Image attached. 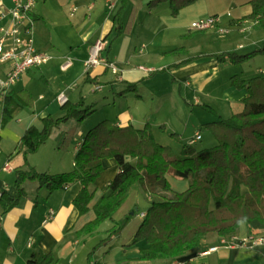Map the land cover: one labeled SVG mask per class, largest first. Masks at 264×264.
<instances>
[{
  "label": "crops",
  "instance_id": "crops-1",
  "mask_svg": "<svg viewBox=\"0 0 264 264\" xmlns=\"http://www.w3.org/2000/svg\"><path fill=\"white\" fill-rule=\"evenodd\" d=\"M116 1L120 2V0ZM234 1L237 5L240 4V12L238 15L229 17L226 22L223 20V26L238 27L240 26L239 24L249 20L246 19V16L251 13L252 7L249 4L251 0ZM131 2H133L132 9L136 2ZM109 4V0H35L31 16L34 19L36 46L38 49L53 55V59L43 66L31 68L25 72L17 84L8 90V92L27 90L32 95L33 103L29 106L31 108L25 107L6 125H2L0 96V190L10 196H15L17 193L15 186L16 170L25 166L26 162V147L22 143L24 132L32 125L40 127V124L43 123L42 118L47 115L61 117L65 114L63 104L57 99L60 93L66 92L71 102H78L82 99V91L74 97L71 83L67 84L64 89H56L52 86L51 83L55 79L54 72L55 69L67 72L72 67L66 71L61 69V64L68 57L72 59L73 63L74 59H77L84 64L90 55V49L93 44L98 39L105 38L106 35L112 32L117 24V18L115 19L114 15L108 11ZM217 5V0L214 2L199 0L182 9L180 15L183 14L190 23V21L192 22L200 17L220 13V8ZM13 6L14 2L12 0H3L0 7V27L9 24L10 15L8 13ZM1 9L5 15L2 14ZM241 10L244 11L241 12ZM257 23L260 24L262 21H257ZM147 28L151 29L153 39L160 36L162 32L156 25H149ZM189 31L203 34L193 45V49L195 48L196 50L192 56L189 55L188 48H177V51L173 54L174 59H177V61L162 68L167 69V72L171 70L170 73L174 75L173 80L177 78L181 81H186L187 84H190V78L207 76L208 80H210V76L217 74L221 65L215 57L221 53V51L214 50L216 45L234 46L238 40L235 37L220 38L219 35L217 36V28L198 32L189 29ZM111 36L113 35L111 34L109 39H111ZM122 36L124 34L120 37ZM163 36L165 38L166 35ZM248 44L240 40L239 44L235 45V51L247 48ZM107 47L102 55L120 64L123 60H119L122 58L117 56L116 59H111L109 57L111 48L108 51ZM163 52L165 51H161V53ZM187 60V63L177 66V64ZM139 66L135 68L136 71H142L145 74L150 72L140 69ZM10 67L11 64L0 63V79L6 77ZM148 68L151 71L155 70L151 66ZM107 70L110 71L104 65H98L89 74L90 76L86 81H98L99 76L105 74ZM83 72L84 70L80 74ZM143 73H135L136 76L133 78L144 77ZM113 75L117 76V78L119 77V75ZM86 76L84 73L82 77L85 78ZM232 76L229 75V78L231 79ZM120 77L121 80L119 81L122 84L128 82V87L133 86L137 90L135 87L137 79H128V77L124 76V70H122ZM244 79H247V77ZM229 83V89L232 91L230 92L232 94L230 97L231 103H242L241 100L246 91L233 87L230 80ZM45 85H50V87ZM111 88L112 90L114 89L113 84H111ZM120 92H123V90ZM137 95L141 97L140 93H137ZM24 98L26 100L29 99L28 96H24ZM84 101L87 104L85 98ZM121 118V120L113 124L121 127L130 125L137 129H142L146 123L153 125L151 122H145L144 120L141 123H137L138 120L131 111L123 112ZM154 125L156 126L157 124ZM79 128L76 132L75 145L72 151L70 149V139L67 138V141L61 142L63 135L56 134L60 133V130H56L57 132L54 130L51 134V139H55V137H58V139L56 138L51 144V142H48L49 138L37 152L28 154L29 163L39 172L61 173L72 170L75 155L86 133L90 130L83 129L81 126ZM153 134L155 137V133ZM5 164L10 166L9 170H3ZM103 166V172L95 183L91 185V189L96 190L95 198L89 204V210L84 214H80L74 204V199L82 189L80 183L51 192L47 186L39 188L37 180H26L24 183L26 195L17 206L5 213L0 220V264H27L32 253L37 254V259H41L45 254L51 253L55 258L53 264H161L157 262L160 260L165 262L163 264H264V247L237 246L232 242L236 236L243 237L252 233L264 234V224L257 222L253 223L251 229L243 225L237 232L226 237H220L216 233L206 234L202 237L198 248L189 250L184 255L173 259H157L153 261L139 259L138 257L141 255L140 248L144 247L145 244L141 241L132 244L137 227L136 218H141L140 213H146V207L143 209L141 204L148 202L150 205L155 198L149 192H146L140 184H135L129 191L128 200L130 207L132 208L137 204L140 213H137L126 230L104 241L109 235L108 231L114 225L112 221H105L98 231L92 234H85L82 231L83 227L95 218V203L102 195L110 192L107 189V185L120 170L114 158H104ZM167 177L171 182L170 174ZM187 188L188 185L186 184L183 186L182 191ZM51 211H54L53 215H51ZM50 215L51 217H49ZM121 217L123 216L118 215L116 219L119 220ZM106 222L108 223L106 224ZM103 225L106 226L102 229ZM224 238L227 239L226 244L222 243ZM214 246L218 247L216 251L206 254L201 253Z\"/></svg>",
  "mask_w": 264,
  "mask_h": 264
},
{
  "label": "trees",
  "instance_id": "trees-1",
  "mask_svg": "<svg viewBox=\"0 0 264 264\" xmlns=\"http://www.w3.org/2000/svg\"><path fill=\"white\" fill-rule=\"evenodd\" d=\"M131 1L136 4L127 21L123 22L117 17L116 26L104 38L108 40L113 35L108 40V51L115 39L132 31L138 16V5L144 0H120L118 14ZM145 1L149 6L170 2L172 14L177 16L182 9L199 0ZM249 4L252 9L246 19L263 20L264 0H251ZM260 54L264 55V43L245 54L224 52L215 57L218 62L239 64ZM231 85L246 91L241 100L243 109L213 122V125L222 128L220 142L215 147L201 151L189 147L182 155H175L169 146L155 140L150 123L137 129L130 125H113L105 119L86 133L75 155L72 170L39 172L29 163L27 155L37 152L47 142L52 130L63 122L70 119L84 121L95 112L92 105L85 104L84 99L78 102L68 99L62 105L65 110L63 116L47 115L42 118V127L32 125L24 132L25 166L16 170V195L10 196L4 191L1 194L0 220L26 195L24 183L28 179L37 180L39 188L47 186L51 192L80 183L82 189L74 204L80 214L86 213L96 194L91 185L104 170L103 159L114 158L120 170L107 185L110 192L95 203V218L82 231L92 234L105 221H112L114 225L108 231L106 241L126 230L138 209L137 204L130 207L129 191L135 184H140L155 197L141 222H136L132 244L138 241L145 244L140 248L138 258L141 260L173 259L198 248L202 237L208 233L226 237L243 225L251 229L255 222L264 224V76L244 79L233 75ZM129 89H133V86ZM24 96L29 99L26 100ZM31 96L24 89L2 94V125H6L25 107L31 106ZM168 174L188 180V188L179 192L173 189ZM118 215L123 217L117 220ZM54 261L51 253L41 259L32 253L27 264H53Z\"/></svg>",
  "mask_w": 264,
  "mask_h": 264
},
{
  "label": "rangeland",
  "instance_id": "rangeland-1",
  "mask_svg": "<svg viewBox=\"0 0 264 264\" xmlns=\"http://www.w3.org/2000/svg\"><path fill=\"white\" fill-rule=\"evenodd\" d=\"M209 1L214 2L215 0ZM217 4L224 22L240 12L239 8L241 6L240 4L237 5L234 0H217ZM132 5L133 2H130L118 14L121 4L115 0L114 7L108 11L114 15L115 19L119 17L125 22L129 17ZM138 6L139 13L134 24L133 33L124 34V36L114 40L109 57L111 59H116L117 56L122 58L119 60H123L121 63L118 61L120 64L115 63L124 70V76L128 79L135 77V73H143L135 70L139 65L151 66L157 71L155 73V70L147 72V74L143 73L144 77L133 78L137 79L135 81L136 90L134 88L129 89L128 82L122 84L119 81L121 77L117 78L111 70H107L105 74L100 75L98 81H86L90 75L88 73L85 74L87 75L85 78L82 77L85 71L82 74L80 73L85 70V65L77 59H74L72 67L67 72L55 69V79L51 85L56 89H64L67 84L71 83L74 97L82 91V99L85 98L87 104L92 105L95 112L84 121L70 119L63 122L60 125L61 127L59 129L58 127H56L57 129L54 128L52 133L54 130L55 132L60 130V133L56 134L63 135L61 142L67 141V138H69L72 151L75 145L76 132L80 129V126L89 130L103 119H109L111 124H115V122L122 119L121 114L123 112L131 111L138 120L137 123H141L143 120L151 122L153 124L151 129L156 137L155 140L169 146L175 155H182L183 151L189 147L197 151L215 147L220 142L219 137L222 134V128L213 125V122H216L219 117L228 118L233 113L243 109L242 103H231L230 101L232 95L230 92L232 91L229 89V80L231 81L229 75H239L241 78L247 77V79L258 76L263 77L264 55L260 54L246 63L219 62L221 64L220 69L217 74L210 76V80L207 76L190 78V84L177 78L173 80L174 75L170 73L171 70L170 72H167V69L162 71V67L177 61L173 57L174 49L186 47L189 49V55L192 56L196 50L193 49V45L203 34L190 32L191 21L189 23L183 14L180 15L181 12L174 16L170 2L149 6L148 1L144 0ZM229 12L230 15H228ZM248 19V22L241 23L242 27H246L245 32H240L241 26L227 27V25L228 32L221 33L218 31L217 36L219 35L220 38L235 37L238 41L235 42L234 46L216 45L214 50L221 51V53L225 51L236 52L235 45H238L240 40L243 43H249V46L237 50V53L245 54L260 48L264 43V19L261 20L262 23L260 24L257 23V21H260L258 19ZM149 25L158 26L162 30L160 36L153 39L151 29L147 28ZM163 35H166L165 38ZM112 38L113 36H111ZM161 51L165 52L161 53ZM151 73L152 75H150ZM78 75L79 77H77ZM111 84L114 85L113 90ZM45 86L50 87V85ZM121 90H123V93H120ZM137 93H140L141 97L136 96ZM40 125L42 127L43 123ZM197 132L201 134L202 138L193 142ZM49 138L48 142H51V144L56 138L58 139V137L51 139V135ZM170 180L174 189L178 192L182 191L183 186L186 184L189 186L188 180L171 174ZM148 205V202L141 204L143 209L146 207L145 212L150 207ZM137 213H140V209H137ZM136 220V222H141L142 219L138 217ZM105 226L103 225L101 228L103 229ZM157 262L165 263L162 260Z\"/></svg>",
  "mask_w": 264,
  "mask_h": 264
},
{
  "label": "built area",
  "instance_id": "built-area-1",
  "mask_svg": "<svg viewBox=\"0 0 264 264\" xmlns=\"http://www.w3.org/2000/svg\"><path fill=\"white\" fill-rule=\"evenodd\" d=\"M14 6L9 10L10 22L8 25L0 27V63L11 64L9 71L5 78L0 79V96L6 93L11 87H13L21 76L30 70L31 68L40 67L53 59V55L48 52H44L37 48L35 42L34 32V19H32L31 11L35 4V0H12ZM115 0H109V9H112L115 5ZM3 0H0V7ZM3 15L4 12L1 9ZM230 15V12L228 13ZM242 24H240L241 26ZM212 28H217L219 32L225 33L229 29L223 26V16L220 13L212 14L202 18H198L191 22L190 29L195 31H206ZM241 32L246 31V27L240 28ZM108 41L104 38L98 39L90 49V55L85 61V74H90L98 65H104L112 71L113 74L120 75L122 69L117 63L109 60L102 55V52L106 49ZM73 62L70 57L61 64L63 71L68 70L72 66ZM140 69L145 71H151V69L144 66H140ZM120 77V76H119ZM100 89V87H98ZM61 104L68 101L66 92H62L57 97ZM202 138L199 132L196 133L193 142H196ZM10 166L5 164L3 170H9ZM0 190V197L2 194ZM54 211H51V215ZM51 215L49 217H51ZM145 213H140V217H144ZM233 244L237 246L248 247H264V234L252 233L243 237L233 238ZM223 244L227 243V239L222 240ZM217 246L209 248L202 254L216 251ZM180 264V263H177Z\"/></svg>",
  "mask_w": 264,
  "mask_h": 264
}]
</instances>
